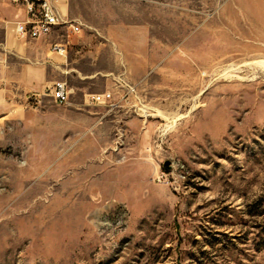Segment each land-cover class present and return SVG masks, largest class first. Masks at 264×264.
Instances as JSON below:
<instances>
[{
	"label": "rangeland",
	"instance_id": "obj_1",
	"mask_svg": "<svg viewBox=\"0 0 264 264\" xmlns=\"http://www.w3.org/2000/svg\"><path fill=\"white\" fill-rule=\"evenodd\" d=\"M62 9L95 73L0 100V264H264V0Z\"/></svg>",
	"mask_w": 264,
	"mask_h": 264
},
{
	"label": "crops",
	"instance_id": "obj_2",
	"mask_svg": "<svg viewBox=\"0 0 264 264\" xmlns=\"http://www.w3.org/2000/svg\"><path fill=\"white\" fill-rule=\"evenodd\" d=\"M55 2L62 15L76 20L63 11L62 0ZM24 15L23 5L0 0V65L3 71L0 76V100L9 102L13 96H23L32 98V104L39 105L42 103L41 97L49 95V88L56 80L83 87L82 84L75 85L73 81L83 82L95 72L86 74L83 71L86 54L79 52L76 47L81 37L59 27L45 37L20 38L15 32L14 21ZM54 42L65 46V54L50 50ZM108 57L110 62L116 63V52L109 50ZM101 60V54H93L88 64L96 65L98 70Z\"/></svg>",
	"mask_w": 264,
	"mask_h": 264
},
{
	"label": "built area",
	"instance_id": "obj_3",
	"mask_svg": "<svg viewBox=\"0 0 264 264\" xmlns=\"http://www.w3.org/2000/svg\"><path fill=\"white\" fill-rule=\"evenodd\" d=\"M14 4L24 6V17L14 21L15 32L18 37L35 39L49 35L55 28H65L67 33H78L82 24L77 20L61 14L55 0H10ZM50 50L65 54L63 44L54 42ZM69 88L65 80H56L49 88L52 99L63 105H70ZM111 99V92L89 94L84 102L86 105L104 104Z\"/></svg>",
	"mask_w": 264,
	"mask_h": 264
}]
</instances>
